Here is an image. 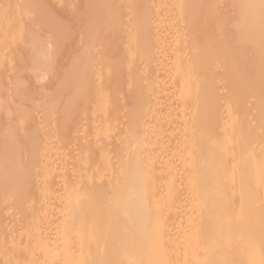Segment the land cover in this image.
I'll return each instance as SVG.
<instances>
[{"label":"bare ground","instance_id":"6f19581e","mask_svg":"<svg viewBox=\"0 0 264 264\" xmlns=\"http://www.w3.org/2000/svg\"><path fill=\"white\" fill-rule=\"evenodd\" d=\"M31 1L37 2V0ZM84 1L86 2V0ZM107 1L109 2L110 0ZM140 1L141 3L138 7L140 6V9H142V11L144 10L143 14H141V11L140 16L142 18L143 15L144 19H147L144 20L142 18L139 22H135L139 25L140 21H142L140 23L142 24L141 27L136 25L138 26L136 30H138V34L140 32V38L142 36V40L139 39L143 44L141 46H150V48L148 47L149 49L147 48V51L145 50L149 54H145L143 51L142 53L144 56L142 58H148V56L145 57V55L148 54L149 58L153 57L152 60L155 61L154 59H159V56L156 57V55L160 54L161 56L163 55L161 52H166L165 50H167L166 54L170 56L169 60L167 59L168 57L165 58L166 61L168 60L169 64V71L166 72L173 77L176 87L175 92H173L174 94H171L173 98H171L172 96L170 97V95H164L165 91H163L164 93L161 92L162 94H156L155 89H153V91H150L152 94L148 92L150 97H148V95L146 96L148 99L146 101L144 99L146 103L144 104L152 105V95L156 94L157 96L155 98L160 97L159 99L162 98L166 100V105L169 106V102H171V104L174 103L175 106L178 107H174V105L171 106L179 110L176 114L179 115L175 123L178 124L176 125L177 127H182V139L180 138L181 143L179 142L180 146L176 148V143H174L176 146H173V142L177 139L179 140L180 136H177L176 140L171 139L174 141L169 142L170 139H168L164 133H160L159 135L145 133L144 126L142 122L140 123L141 120L139 119L138 121V118H140L139 113L143 115L142 112H144L145 109L143 111V108H141L142 110L140 109L138 111L137 108H135V112H133V110V113L131 112L135 115V120L132 118L134 120V125L132 127L135 128L136 126L137 128L138 126V128H142L144 133L141 134L142 132H139V129L138 131L136 128V130L132 128L131 133H133L131 135L129 134V138L127 136L128 142L126 146L124 144L126 147V150H124L126 152H123L124 154H121L117 159L118 169L116 173L113 172L112 178L110 177L112 181L107 182L106 180L108 179L106 172L110 169V164L108 151L104 148L99 151L98 154H93L94 159L96 156V159L102 164L103 171L100 170L101 172L99 174L105 173L100 179V183L102 182V184H99V182H97L98 185L92 183L87 175V179H85L81 185L71 184L68 180L65 181V186L62 183L63 185L61 188H64L61 189L60 186L58 187L60 183L58 182L56 184L54 182L55 180L53 181L55 178L54 175L49 176L50 172L47 174L50 179L47 178L44 180L42 178L44 181L38 182V177L36 179L34 178V170L37 168V157L38 160L42 158L40 152L41 148L38 150L40 143L37 144L38 142L35 138H32L31 135V137L29 136L28 138L31 142L26 140L31 143V146L28 145L29 143L20 142L19 140L21 148L19 145L17 147L16 144L19 143L16 137L17 134H15L17 130L13 131V129L10 128L9 134L6 132L8 136V140L6 139L7 142L5 140L3 141H5L6 144L9 143L12 144V146H16L10 147V145H7L10 147L8 148L6 145L4 146L5 143H2V146H4L3 151L1 150L2 146L0 147L2 151H0V204H7L9 199H13L14 203H16L15 200L17 201L18 199L21 202V200H23L22 198H25L26 195H28V199H30L29 187L33 189V186L36 190L39 187L47 188L46 191L49 190L47 194L52 195V197L51 195L50 197L53 201L58 198V194H61L58 193L60 191L59 189L58 191L56 190L60 188L62 193L64 192L63 195L65 194V199H63L64 196L62 195L64 203L62 211L59 213L62 215L61 218L59 215V221L62 219L61 221L63 222H59V224L53 216L54 222L59 224L57 225L59 227V232L55 229L57 232H55L56 234L53 232L54 235L47 232L48 230L45 225L40 226L41 224L43 225V222L40 223L38 217L45 213L41 214L44 210L39 212L40 215H37L35 213L36 211L34 212L35 206H39L38 204L41 206V201H39L38 198L34 199L37 200L38 204L35 203L36 205H32L34 209H30V212L28 210L27 212L25 211L28 214V218L23 215L25 223L29 222V224L26 223L29 229L25 231H27L30 237L33 234L32 242L28 240V242L23 245H14L13 257L8 258V264H264V140L259 138L260 133H264V0H232V2L228 0L230 9L236 8L238 12L236 16L238 20L236 19L237 23L235 22V29L234 23L232 24V28L228 23L230 26L227 24L229 26L227 30L226 21L222 20L221 17L219 18L217 15L219 5L222 2L221 0H214L211 5V16H208L206 20L212 24L214 29L216 28L214 36L210 40L196 36L190 29L193 23L195 24L197 21L202 25L206 22L205 19L201 21L199 14L202 8L200 0H172V4L174 3L176 7H172L171 3L170 6L174 9L178 8V11L180 10V13H178L179 15L175 14V16L183 20L180 19L182 22L179 21L180 24L177 27L171 26L169 22L171 21L173 23L176 17L174 16L173 21L170 20L172 17L171 13H174V11H170L168 15V9H172L170 6H167L169 5L168 3L166 5L161 2L159 4L158 2V5L156 3L158 0ZM18 2L22 4L26 2V0H19ZM15 3H17V0ZM88 3L89 2L84 4L89 7L90 5H88ZM95 5H97V3ZM106 5H108L106 1H101L96 8L101 10V8ZM231 5L235 7L231 8ZM8 7H10V5H8ZM18 9L20 8L18 7ZM138 9L135 11L136 15H139L137 14V11L139 12ZM0 11H5L4 7L3 9L1 8ZM32 13L31 15H34ZM95 13L97 14V12ZM8 14L10 13L8 12ZM14 14H17V12ZM132 14L133 13H131V15ZM167 15L169 16V20ZM140 16H135L136 18L134 17L133 19L137 20ZM42 17L43 16H41V18ZM131 24L132 22H130L129 25ZM175 24H178V22L175 21ZM133 25L135 27V24ZM26 28L28 27L26 26ZM132 29H134L133 26ZM61 30L63 29L61 28ZM189 30L190 34L188 33V37L186 36V32ZM32 31L34 32L33 29ZM227 31H229V33ZM138 34H136L137 39H133L134 43H131V45L138 41ZM220 35H225V38L219 40ZM36 41L37 39L33 38L32 44L36 43ZM41 42L42 41H37L38 44ZM41 44H39L40 47ZM136 44L138 45L137 42ZM135 45L134 49L137 48H135ZM39 46H35V50L39 48ZM32 48H34V45H32ZM84 50H86L85 52L83 51L84 54L90 57L87 56L85 57L86 59L83 57V60H88V58L90 60L92 57V55H90L92 50H89L86 46ZM49 52L51 51L49 50ZM32 56V63L35 67L41 68L44 62H46L40 60V57L36 54L33 55L32 53ZM161 57L159 59L160 61ZM44 58L45 57H43V59ZM145 60L148 59H144V61ZM88 61L84 62L87 63ZM139 61L141 60L139 59ZM139 61L137 63H139ZM150 61L149 59L146 64ZM157 63L156 61L155 65ZM155 65L153 66L155 67ZM0 71L5 73L4 63L2 64L1 62ZM150 71L151 70H149V72ZM2 72L0 74H3ZM1 77L3 76L1 75ZM132 78H134L133 80H138L139 77H136L137 79H135V76ZM222 79H226L225 87H227L225 88L226 92L224 91L225 95L222 92ZM13 83L12 81V86ZM4 85L5 84L0 85V93L5 91V89L9 90V88H7L9 84L7 83V87ZM15 85L18 87L24 86V84L19 81L16 82ZM15 85L14 88H17ZM223 96L226 97L224 98ZM169 98L171 99L170 101ZM10 99L7 98L6 100L0 94V106L2 105L8 109V111L4 110L8 112L5 117L7 119L12 118L11 113L13 109L17 110L23 108L25 105L24 102L26 101L25 98H20L18 104H15L16 102L11 104L9 103L11 102ZM141 99L143 98L140 97V101ZM136 100L138 103L139 98ZM143 102L142 105L140 104L141 106H143ZM139 103L137 105H139ZM163 103H160L161 106L165 105ZM234 106L237 108L235 109ZM164 107L165 106H162V108ZM222 108H228V110L232 108L233 111L234 109L238 110L236 111L238 115L235 114V117L230 118L228 114L232 115L231 112L233 111L228 112L227 109H225L229 119L227 118L226 120L224 118L226 120L224 121L222 120ZM250 108H253V110L256 109L255 117L257 121L254 122L256 123L255 128L253 127V119H251L249 113L251 110ZM176 110H174L175 113ZM3 116H5V114H3ZM19 117L20 115L18 118ZM140 125L143 127H140ZM145 129H147V127ZM223 129L225 130V136L224 133L221 136V130ZM176 130L177 129H175V131ZM263 133L262 135H264ZM98 138L99 137H97V139ZM94 140V143H96L97 140ZM89 143L87 144L89 145ZM87 144H82V148L80 145V151L82 152V155L80 154L82 157H80L81 161L82 159L87 161L88 158L92 156V152L89 151L91 148L88 150ZM96 144H99V142ZM170 144H172L171 147ZM22 147L26 149L24 150ZM103 147L105 146L103 145ZM28 149L29 152L30 149L31 151H35V153L33 151L30 153V156L34 154L30 161L32 164L34 163L35 167H32L29 161L30 166L28 163H25L27 161L24 159L28 160L24 158L25 155L26 157L29 156ZM22 150L23 153L25 152L24 155ZM36 151H39L41 155H37L38 152L36 154ZM84 161H82V163H84ZM88 164L89 163L85 164V166ZM47 166L48 165H46V167ZM32 168L35 169L33 170ZM94 168L96 169L97 167ZM31 171L33 173H31ZM98 172L99 170L97 173ZM88 174L95 175V172ZM10 178H13V183L9 182L10 184H7L6 180H10ZM22 178H24V180H22ZM39 183H43V186H39ZM44 184H46V186ZM35 186L39 187L36 188ZM45 188L41 190L38 189L40 191V196L42 192V194L46 193V191H44ZM55 190L57 192H55ZM23 193L26 195L24 194L22 196ZM55 193L58 194L56 195ZM54 194L56 197L53 196ZM49 195H46V200L50 198ZM33 197L34 194L32 195V199ZM42 198L44 199V197ZM51 198L49 199L50 201ZM59 199L60 198L57 200ZM50 201L47 200L48 203L45 202L49 205L53 202ZM58 202L60 203V201H57V203ZM10 203L11 202H9V204ZM27 203L30 206L29 200ZM46 203L43 204L46 205ZM43 204L42 207L45 206ZM52 205L50 204L49 207ZM21 206L20 210H22ZM23 206L25 209L26 206ZM54 206L56 208L57 205L55 204ZM49 207L46 205L43 208H46V211L49 212ZM3 210H5V208H3ZM23 210L22 213H25ZM31 211H33L34 214ZM50 211H52V209ZM29 213L30 215L31 213L33 214L31 216L32 220L39 222L40 225L31 220ZM6 239L7 238H5V240ZM26 239L27 238H25V241H27ZM7 240H9V238ZM11 243H13V241ZM6 262H4V264H6Z\"/></svg>","mask_w":264,"mask_h":264},{"label":"rangeland","instance_id":"374dc122","mask_svg":"<svg viewBox=\"0 0 264 264\" xmlns=\"http://www.w3.org/2000/svg\"><path fill=\"white\" fill-rule=\"evenodd\" d=\"M18 1L19 0H17V3H15L16 0H0V9L1 8L3 9V7H4V10H5L3 12L0 11L1 12L0 13V20L2 21V22L0 21V42H1V44H0V47H1L0 62L2 64L4 63V69H5V73L0 71V73L1 72L3 73V74H0V85L5 84L4 86L7 87L6 86L7 83L9 84L8 85L9 87H7V88H9V90L5 89V91H3L0 94L6 100H7V98L8 99L11 98L10 99L11 102H9L11 104H14L15 102H16L15 104H18L20 101V98H25L26 101L24 102L25 105L23 106V108H19L17 110L16 109L12 110V113H11L12 118H9V119L5 118L6 113L8 114V112H7L8 109L2 105L0 106V116H1L0 117V147L4 143H5L4 146L6 145V147H8V148H10L12 146V144H9V143L6 144V142L8 140V136L6 134L7 133L9 134L10 128H12L13 131L17 130L15 132V134H17L16 137L18 139V142L20 140V142L23 141V142L29 143L31 141L28 138H29V136L31 137V135H32V138H35V140L38 142V143L37 142L36 143L37 144L40 143L39 146L38 145L37 146H38V150H40V148H41L40 152L42 154L41 155L39 153V151H36V154L38 152L37 155L40 154L42 156V158L38 160V157H37V161H38V162L36 161V163H37L36 167L37 168L36 169L32 168L33 170L35 169L34 170L35 175H33V174L32 175L34 176L35 179L38 177V179H37L38 182L39 181L42 182L47 178L50 179L49 176L54 175L55 178L53 177L54 178L53 181L55 180L54 182L56 184L59 182L60 184L58 185V187L60 186V188H61L63 184L65 186V184H66L65 181H68V180H69V182H71V184L74 183V185H79V184L81 185L82 182H84V180L87 179V177L89 176L92 183L98 185L97 182H99V184H102V182L100 183V181H101L100 179L102 178V176L105 173L99 174L101 171H103L102 170V164L99 163V161H98V159H96L95 155H94L95 156V159H94L93 154H98L99 151L103 150L104 148H105V150L108 151L109 164H110L109 165L110 169L106 168V169H108L106 172L108 179H106V180H107V182H111L113 172L116 173V171L118 169L117 168V166H118L117 165L118 164L117 159L119 158V156H121V154H124L123 152H126L125 146L128 142L127 136L129 138L130 137L129 134L131 135L133 133V132L131 133V130H132V128H134L132 126L134 125L133 123L135 120L134 119L135 115L132 113L135 112L134 111L135 108H137L138 111L141 108H143V111H144V109L146 111V112L145 111L142 112L143 115H140L141 113H139L140 118H138V121L140 119L141 120L140 123L142 122V124L144 126V130H145L144 132L145 133H148V134L152 133V135L153 134L159 135L160 133H164V135L170 140L171 139L176 140L177 136L178 137L180 136L179 140L177 139L175 142H173V146L177 145L176 148H178L180 146V143H181L180 138L182 139V137H181L182 136L181 135L182 134L181 133L182 127H180V126L177 127L176 125H178V124L175 123V121L177 122V117L179 115V114L176 115L177 112L179 111L177 109L178 107L175 106V104L173 102H172L173 104H171V102H169L171 100L170 98L168 101L170 103V104L168 103L169 106L166 105L167 104V103H165V102H167L166 100H164L162 98L159 99L160 97L155 98L157 96L156 95L157 93L162 94L161 92H163V91H165V93L163 92L164 95L167 94V96L170 95V97L172 96L171 98H173V95H171V94H174L173 92H175V89H176L175 83H174L173 77L170 76L169 74H167V72H166V71H169L168 70V68H169L168 60H169L170 55L166 54L167 50H165L166 52L162 51L161 52L163 54V55H161L162 57L160 56V54L156 55V57L159 56V59L161 57V61L163 63L159 59H157V60L154 59L155 61H153L152 60L153 57L149 58V55H148L149 53L146 52L147 48L148 47L150 48V46L144 45L146 48L141 46V45H143L141 43L142 41H140V40H142L141 39L142 36L140 38V35H139L140 32L138 34L137 33L138 30H136V29L138 26L141 27L142 24H140V23L142 21H140L139 25H138V23L137 24L135 23V22H139V20H141L142 18L144 19L143 15H142V18L140 16L142 9H140V6L138 7V5H140V3H141L140 0H131V2H130V0L129 1L128 0H126V1L125 0H113V1L110 0L109 2L107 0H101V1H106V4H108V5L103 7L104 9L101 8V10L96 8V7H98L97 5L99 4V2H101L100 0H99V2H98V0H91V1L86 0V2L84 0H50V1L49 0H46V1L45 0H37V2H38V3L36 2L37 5L35 2H33L31 0H26V2H23L22 4L20 3L22 1H20V2H18ZM163 1L158 0V1H156V3L158 4V2H159V4H160V2H161V3L166 4V5L168 3L169 5H167V6H170V3L172 4V2H173L172 0H165L164 2ZM166 1H168V2H166ZM200 1H201V6H202V8L199 11L201 21H203L204 19L206 21L207 17L211 16V5L213 4L214 0H200ZM229 1L228 0H221L222 3H220V5H219V11L217 12V15L219 18L221 17L222 20L226 21V25L229 23L231 26L229 24L228 25L231 28L233 27L232 24L234 23L235 24L234 29H235L236 23L238 20L236 17L238 15V12H237L236 8H234L235 6L233 7V5H234L233 3H232L233 5H231V8H234V9H232L234 11H232L230 9ZM10 2H12V3H10ZM87 2H89L88 3V5H90L89 7L86 5ZM230 2H232V0ZM48 3H50V4H48ZM84 3H86V4H84ZM96 3H97V5H95ZM7 4L10 5V7H8ZM127 4H129V5H127ZM228 4H229V6H228ZM149 6H150V4H149ZM171 6L173 7L174 3ZM5 7H8V8H5ZM18 7L20 9H18ZM125 7H126V9H125ZM174 7H176V6H174ZM27 9H28V11H27ZM90 9H92V10L94 9V10L92 11ZM137 9L139 10V12L137 11V14H139V15H136L135 11ZM172 9H174V8H172ZM172 9L171 10L168 9V15L170 14L169 13L170 11H172V12L174 11V13H171L172 17L170 16L171 17L170 20L173 21L175 14L177 15L178 13H180L179 12L180 10L178 11V8H176L174 10H172ZM98 10H100V11H98ZM104 11H105V13H104ZM8 12L10 14H8ZM16 12H17V14H14ZM30 12L31 13L33 12L32 14H34V15H31ZM95 12H97V14ZM143 12H144V10L142 11L141 14H143ZM236 12H237V14H236ZM22 13H23V15H22ZM108 13H109V15H108ZM131 13H133L134 15L133 14L131 15ZM2 14H4L5 17ZM14 15H16V16H14ZM41 16H43V17L41 18ZM135 16H140V17H138L136 20V19H133ZM50 17H52L53 19ZM111 18H112V20H111ZM176 18H175L173 23L171 21H169L171 26L177 27L180 24L179 21L181 18L178 17L179 20L178 19L176 20ZM50 19H51V21H50ZM145 19H147V18H145ZM168 20H169V16H168ZM175 21L178 22V24H175ZM182 21H180V22H182ZM22 22H23V24H22ZM130 22H132L131 25H129ZM11 24H13L15 26V28ZM28 24H29V26H28ZM133 24H135L136 28L134 27ZM126 25H128L130 27H128ZM136 25H138V26H136ZM228 25L226 27V30L229 28ZM26 26L28 28H26ZM132 26L134 29H132ZM61 28L63 30H61ZM32 29L34 30V32L32 31ZM190 29H191V32L196 34V36H199L201 38L204 37V38H206V40H210L214 36V31L216 28L214 29L212 24L209 23V21H206L204 25L200 24L197 21L195 24L193 23V25L191 26ZM230 29H229V31H230ZM231 30L234 31L233 29H231ZM229 31H227V32L229 33ZM189 32H190V30L188 32H186V36H188V37L190 34ZM64 33H66V34H64ZM230 33H231V31H230ZM136 34H138V41H140V42L135 40L138 43V45L135 42L136 45L132 44L133 45V47H132L131 43H134L133 39H137ZM219 37H220L219 40H222L225 38V35H220ZM14 38L17 40H15ZM33 38L37 39V41H42L41 43H43V44L39 43V44H41V47L39 46L37 41H36V43L32 44ZM6 40H7V42H6ZM22 41H24V42H22ZM129 42H130L131 47L129 45ZM25 44H26V46H25ZM87 44H89V45H87ZM4 45H5V47H4ZM32 45H34V48H32ZM134 45H135V48L137 47L136 49H134ZM35 46H39V48H36V50H35ZM85 46H86V48L88 47L89 50H92V53L90 54V55H92V57L90 60L88 58L89 61L83 60V57H84V59H86L85 57L88 56L87 54H84V52L86 50H88V49L84 50ZM142 48H143V50H142ZM8 49H9V51H8ZM138 49H139V51H138ZM169 49H170V47H169ZM169 49H168V51L170 53ZM47 50H48V52H47ZM49 50L51 52H49ZM143 51L145 52V54L148 53L147 55H145V57L148 56V58H144V59H148V60L144 61V59L142 58L144 56V54L142 53ZM32 53H33V55L34 54L38 55L40 57L39 58L40 60L46 61L41 66V68L35 67L34 64L32 63V61H33ZM47 53H48V55H47ZM1 56H2V58H1ZM43 57H45V58L43 59ZM88 57H90V56H88ZM165 58H167L168 60L166 61ZM139 59L142 62L139 61ZM149 59L151 61L146 64V62L149 61ZM84 61H88V62L85 63ZM138 61H139V63H137ZM156 61L158 63L155 65ZM152 62H154V63H152ZM166 62H167V64H166ZM145 65H146V67H145ZM153 65H155V67ZM165 65H167V66H165ZM129 67H130V69H129ZM149 68H151V69H149ZM9 70H10V73H9ZM136 70H137V72H136ZM149 70H151V71L149 72ZM11 71H12V73H11ZM1 75L3 77H1ZM134 76H135V79H137L139 77L138 80H133L134 78H132V77H134ZM140 79H141V81H140ZM15 80H17V81H15ZM12 81L14 82L13 86H12ZM18 81L22 82L24 84V86L18 87L17 85H15L16 82H18ZM221 82L220 83L223 85L222 86V90H223L222 92L224 94L226 92L225 88L227 87V86L225 87L226 79H222ZM165 83H166V85H165ZM155 84H156V86H155ZM14 85H15V87L17 86L18 91H17V88H14ZM153 85H154V87H153ZM19 88H20V91H19ZM167 88H170L171 90L167 89ZM12 89H14V90H12ZM153 89H155V91H156L155 92L156 94L152 95L153 100L151 99L152 100L151 102H153V104L152 105H145L146 104L145 101L148 99V97H150L148 95V92L153 91ZM168 92H169V94H168ZM150 94H152V92H150ZM147 95H148V97H146ZM140 97L143 98V99H141L142 102L145 99V101L143 102L144 107L141 106L142 102L140 101ZM223 97L225 98L226 96H223ZM138 98L140 101V103L138 101L139 105H137L138 103L136 102L137 101L136 99H138ZM133 99H135V100H133ZM160 100H161V102H160ZM134 101H135V104H134ZM159 102L161 104L164 102L163 104H165V105H162V106H165V107L162 108V106ZM172 105H174V107H177V108H175V109L172 108L171 107ZM145 106H147V107H145ZM236 108L237 107H235V109ZM253 108H250L251 110L249 113H250L251 119H253L252 120L253 127L255 128L256 123H254V122H256L257 119L255 117L256 116V109L253 110ZM225 109H227L228 112L233 111L232 108H231L232 110L231 109L228 110V108H222V110H223L222 120H224V121L227 120L228 116H230V118H231V117H235L236 116L235 114L238 115V113L236 112L238 110L234 109V111L231 112L233 116L230 114H228V116H227ZM4 110H7V111H4ZM132 110H133V112H132ZM147 110H149V111H147ZM174 110H176V113L174 112ZM14 111H15V113H14ZM166 111H168V112H166ZM234 112H236V113H234ZM149 113H152V114H149ZM3 114H5V116H3ZM18 114L20 115L21 118L20 117L18 118V116H19ZM141 116L143 119L141 118ZM146 116H147V119H146ZM3 117H4V119H3ZM24 119H25V121H24ZM164 121H165V123H164ZM12 125H14L15 128ZM172 125H174V126H172ZM143 126L140 125V127H143ZM146 127H147V129H145ZM135 128H136V126H135ZM136 129L137 130L139 129L140 131L139 130L138 131L142 132L141 134L144 133L142 131V128H138V126H137ZM175 129H177V130L175 131ZM135 130H134V132H135ZM221 131H222L221 136L223 135V133L225 136V132H224L225 130L223 129ZM171 133H172V135H171ZM262 133H260L259 138L261 140H264V135H262ZM93 137H94V139L97 140L96 143L99 142V144L94 143L95 140L93 139ZM97 137H99V138L97 139ZM170 137H173V138H170ZM3 140H5L6 142ZM26 140H29V142ZM170 140H169V142L174 141V140H171V141ZM90 141H92V142H90ZM20 142L16 144L17 147L20 144ZM87 143H89V145ZM174 143H176V145H174ZM82 144H84V145L87 144L88 150L91 148L89 151L92 152L91 158H88V160H87L88 162L84 161L82 159V161H84V163L85 162L89 163L86 166H85V164H87V163L84 164L81 161L82 152L80 151V149L83 146ZM124 144H125V146H124ZM7 145H10V147ZM16 145H14V146H16ZM28 145L31 146V143H29ZM80 145H81V148H80ZM103 145L105 147H103ZM171 145L172 144H170V147H171ZM4 146H2V149L0 148L2 151L4 150L3 149ZM14 146H12V147H14ZM30 146H29V148H30ZM19 147L21 148V145H19ZM22 149L25 150L26 148L22 147ZM32 151H31V149H30V152L28 149L29 153L26 151L29 154V156L26 157V155H25L24 158L28 159V160L24 159L25 161H27L25 163H28V164H29V162L31 163L30 160H32L31 158L34 155V154H32L30 156V153ZM33 152L35 153V151H33ZM79 152H81V153H79ZM22 153H23V150H22ZM24 153H23V155H24ZM45 153H46V155H45ZM0 155H1V153H0ZM40 164H42V165H40ZM31 165L33 167L34 163L33 164L31 163ZM46 165H48V166L46 167ZM29 166H30V164H29ZM94 167H97V168L95 169ZM93 168L97 171L99 170V172L97 173V171H95ZM32 171H31V173L34 172V171L33 172ZM88 171H90V172H88ZM92 171L95 172V175L91 174V173H94ZM48 172H50L49 176L47 175ZM88 173H90L91 175H89ZM85 174H86V176H85ZM36 175H38V176H36ZM44 175H45V177L46 176L47 177L45 178ZM108 175H111V176H108ZM40 177H41V179H40ZM31 179H33V178H31ZM22 180H24V178H22ZM51 180H52V176H51ZM46 181H48V180H46ZM9 182L13 183V178H10V180H8V181L6 180L7 184H10ZM42 184L39 183V186H41ZM44 185L46 186V184H44ZM39 186H35V187L37 188ZM29 188H30V194L29 195H31V197H30L31 201H30V199H28V195H26L25 194L26 192H25L22 194V196L25 194L26 197L25 198L23 197L22 198L23 200H21V202L19 201V199L17 200L18 202L15 200V202L17 204L20 203L18 205L16 203H14L13 199L12 200L9 199L7 204L6 203L5 204L3 203L4 205L0 204V233H1L0 234V245H1L0 246V264H4V262H6V261H7L6 264H8V262H9L8 258L13 257V250H14L13 248H15V246L23 245L24 243L28 242V240L30 242H32L31 240H32L33 234L30 237V236H28L27 231H25V230L29 229V227H28L29 222H26L28 224L25 223V220H23L24 219L23 215H25V217L28 218V216H27L28 214L26 213L27 210L30 212V209L31 210L34 209V207L32 205L38 204L37 200H34V199L38 198V200L41 201L40 202L41 206H40V204H38L40 207L35 206L34 212L36 211L35 213L37 215H40L39 212H42L44 210L41 214L45 213L44 215H40L38 217V221H40V223L43 222V225L42 224L40 225L39 222L32 220L31 216L34 213H33V211H31L33 214L31 213V215H30V213H29V217L31 218L32 221H34V223L36 222L40 226L45 225V227L48 230L47 232H50V234L52 233V235H54V233L57 232V231H55V229L56 230L59 229V227L57 226L60 224L59 222H61V223L63 222V221H61L62 219L59 221V215H60V218L62 217V215L59 213L62 211V207H63V203H64L63 199H65V196H64L65 194L63 195L64 192L62 193V190H61L64 187L61 189L60 188L56 189L57 191L59 189L60 191L58 193H61L60 195L58 193H55L56 195L58 194L59 196L57 195V197L60 198L59 200H57L58 198L55 199L53 197L55 199L54 201L56 203L52 200V198H51L52 195L50 194L51 195V197H50V195L47 194V192L49 191V190L46 191L47 188H45V187H41V188L39 187L40 189L38 188L39 190L45 188L44 191H46V193L42 194L43 193L42 192L41 196H40V191L38 189H37L38 190L37 191L34 188V186H33V189H31V187H29ZM29 188H28V190H29ZM56 190H55V192H57ZM32 192L34 194L33 199H32V195H33ZM45 194L49 195V197L51 198V201L49 200L50 198L47 199L48 201L54 202V203L49 202L51 205L53 204L52 205L53 207L52 206L49 207L50 204L49 205L47 204L48 202L45 199V198H47V196ZM55 194L53 196L56 197ZM62 195L64 196L63 199H62V197H63ZM42 197H44V199L47 203L45 201L43 202L44 199ZM40 198H41V200H40ZM24 199L26 200V202ZM28 200L30 202V206L27 203ZM56 200L60 201V203L59 202L57 203ZM34 201H36V202H34ZM9 202H11V203L9 204ZM21 203H22V206L23 205L26 206L25 207L26 210L24 209V206L23 207L21 206ZM43 203H46V205L49 207L48 211L50 213L46 211L47 207L45 209L43 208L46 206ZM42 204L45 206L42 207ZM55 204L57 205L56 208L54 206ZM20 206H21L22 210L24 209L23 210L24 212L26 211L25 213H22V210H20ZM28 207H30V208H28ZM3 208H5V210H3ZM57 208H58V210H57ZM60 208H61V210H60ZM51 209L53 212L50 211ZM56 214L58 217L56 216ZM53 216H54V219L56 218L55 220L59 224H57V222H54ZM49 217H50V219H49ZM27 218H26V221H27ZM52 220H53V222H52ZM54 223H56V224H54ZM38 224H36V225H38ZM53 228H54V230H53ZM58 232H59V230H58ZM24 233H26V234H24ZM5 234H6V236H5ZM22 235H24V236H22ZM22 237H24V238H22ZM34 237H36V236H34ZM5 238H7V239L9 238V240H7V239L5 240ZM25 238H27L26 239L27 241H25ZM10 240H12L13 243H11L12 241H10Z\"/></svg>","mask_w":264,"mask_h":264}]
</instances>
